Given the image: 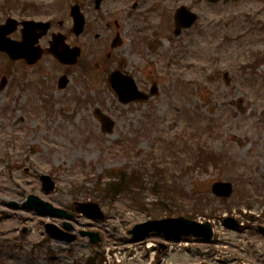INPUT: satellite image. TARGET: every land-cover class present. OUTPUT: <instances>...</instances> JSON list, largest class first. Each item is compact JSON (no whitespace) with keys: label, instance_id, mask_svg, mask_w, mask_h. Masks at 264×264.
<instances>
[{"label":"rangeland","instance_id":"obj_1","mask_svg":"<svg viewBox=\"0 0 264 264\" xmlns=\"http://www.w3.org/2000/svg\"><path fill=\"white\" fill-rule=\"evenodd\" d=\"M9 1V6H4L5 0H0V8L6 9V13L0 11V24L12 17L55 20L56 30L60 20L64 30L71 26L68 11L73 0ZM79 1L86 2L89 21L94 15L93 4ZM133 1L106 0L100 10L107 22L117 20L125 27V42L113 52L114 66L125 63V70L146 94L153 84L157 86V94L145 102L122 105L105 74L89 67L88 62H97L109 51V47L94 48L90 34L79 38L67 35L68 43L81 48V57L68 72L70 83L62 91L57 89L55 77L64 68L53 58L45 56L33 66H23L0 53V79L7 78L6 87L0 90V264H85L93 251L127 243L128 231L135 224L149 215L164 218L165 210L180 208L191 214V219L204 221L208 212L206 216L196 214L189 200L194 192L210 198L207 193L217 181L230 182L234 191L225 202L212 199L217 214L210 220L215 222V241L190 240L186 251L171 255L168 262L264 264V237L251 231L234 233L220 220L228 216V209L231 216L243 220L238 212L247 206L253 214H264V64L248 69L231 61L241 54L248 56L250 51L264 53V0L220 2L213 9L203 0H146L137 18L126 19L124 12ZM179 5L197 13L199 20L173 39L171 14ZM159 21L170 29L162 32ZM250 21L261 30L243 37ZM225 22L229 23L226 28ZM90 28L101 31L92 20ZM102 28L107 35L113 32V27ZM10 38L19 40V31ZM146 42L157 44L156 53ZM42 45L47 46L46 40ZM240 49L247 51L241 53ZM180 51H185V59L169 66ZM228 51L234 54L228 55ZM83 67L87 70L81 73ZM224 72H228L229 84L223 80ZM94 109L114 122L112 134L102 133ZM199 150L223 159L197 165ZM25 167L32 175L23 172ZM134 173L143 188L139 193L142 203L154 207L149 211L134 206L129 195L106 199L100 193L117 182L120 174L132 177ZM42 174L55 182L51 193L41 190ZM133 192L138 193L134 186ZM29 194L72 212L76 233L100 231L102 240L91 244L77 236L76 242L64 245L49 239L44 224L61 226L63 220L23 207ZM88 200L101 206L104 221L88 220L73 212V203ZM120 259L122 264L146 263Z\"/></svg>","mask_w":264,"mask_h":264},{"label":"water","instance_id":"obj_2","mask_svg":"<svg viewBox=\"0 0 264 264\" xmlns=\"http://www.w3.org/2000/svg\"><path fill=\"white\" fill-rule=\"evenodd\" d=\"M209 2H216L218 0H208ZM71 16L74 19V31L79 33L84 25V21L82 16L78 13L76 7L71 9ZM196 20V15L190 13V11L185 8H180L176 11L175 14V25H176V35L179 33L181 28H189L192 26L194 21ZM13 21H8L4 26L0 27V50L6 51L12 59L24 58L28 63H34L37 58L40 56V52L38 48H34L33 45L37 41V36L33 34V25L31 22H27L24 24L23 29V41L21 43H13L5 39V36L9 34L14 29ZM37 27H40L45 32L48 24H36ZM54 46V55L58 58L62 63L72 64L75 63L76 57L78 55V49H73L71 52L65 48L64 45H61V40L58 41ZM226 76V74H225ZM115 84L116 82L113 81ZM60 87L64 86V79L59 82ZM118 84V83H117ZM127 84V82L123 83ZM129 84V82H128ZM121 90V89H120ZM119 91V90H118ZM122 92V91H119ZM133 97V96H132ZM140 98V96H136L135 98H130L129 100H123V103L131 101L132 99ZM144 99V98H142ZM100 121L102 123V129L104 132L110 134L112 132L113 123L103 115H100ZM43 187L45 191H49L52 189V183L50 178L47 176L42 177ZM212 192L216 196L220 197H228L231 194V186L230 184L223 183H215L212 186ZM27 206L35 208L42 214L48 215H57L59 217L69 218L66 212L58 209H54L51 205L45 204L42 201L38 200L34 197H29L26 203ZM76 210L81 211L84 215L89 218L102 220L104 218L102 212L100 211L97 204L94 203H83L78 204ZM63 227L65 230H71L72 227L68 223H64ZM47 233L54 239L64 241L66 243L72 242L75 237L70 235L54 225H46ZM150 231H156L158 233H162L169 238H179L181 236H190L193 235L195 237H202L204 239H209L211 236V231L209 225L199 224L196 222H191L182 218L176 219H164L161 221H149L147 223L137 225L130 232L134 238H140L146 235ZM81 235L88 236L92 242L98 241L97 234L95 233H85L82 232Z\"/></svg>","mask_w":264,"mask_h":264},{"label":"flooded vegetation","instance_id":"obj_3","mask_svg":"<svg viewBox=\"0 0 264 264\" xmlns=\"http://www.w3.org/2000/svg\"><path fill=\"white\" fill-rule=\"evenodd\" d=\"M119 1H122V0H119ZM94 0H89L88 1V4L90 5V3H93ZM86 2H83V1H79V0H74L73 1V4H78L81 6V9L84 8V5H85ZM134 11H129L127 10V13H125V17L126 19L129 18V17H137L138 16V8H139V5L142 6L143 5V0H135L134 1ZM133 10V9H132ZM85 11V10H84ZM85 13H87V11H85ZM93 20V23L96 25V26H100L101 24H103V20H104V16L103 14H101L100 12H94V15L92 17ZM51 23V26H50V30H49V33L42 37L40 40H39V43L40 45L42 44V42L44 40H46V43H48V39L51 38L54 34L58 33L57 31H54L53 30V27H54V22L50 21ZM125 24V22H124ZM59 27H62L64 24L63 22L59 23L58 24ZM105 25L107 27H110V24L109 23H105ZM87 26V25H86ZM113 26H114V29H113V32L112 34L110 35H107L105 33V31H101L100 33H95L93 32L91 35H93V40L97 43H94L96 44V47L98 49H102V50H105L106 48L109 49L108 52L105 53V58L104 59H100L99 61L91 64L93 70L95 71H98L100 72L101 74H105L106 76H108V73L111 71V70H114L116 68H119L120 67V63L119 65L114 66L115 62H116V56L113 55V52L118 50L119 48L122 47L123 43H124V36H125V27L123 26L122 23L118 22V21H114L113 22ZM62 32V31H61ZM84 34V33H83ZM82 34V35H83ZM81 35V36H82ZM118 36L119 38V42H118V46L115 47V48H111V45H112V39L114 37ZM45 56H48L47 54H45L43 57ZM121 65H125V63L121 62ZM122 68V67H121ZM124 69V68H123ZM124 71V70H123ZM63 75H66L68 76V71L67 70H64L62 72ZM56 81H57V78L55 77Z\"/></svg>","mask_w":264,"mask_h":264},{"label":"trees","instance_id":"obj_4","mask_svg":"<svg viewBox=\"0 0 264 264\" xmlns=\"http://www.w3.org/2000/svg\"><path fill=\"white\" fill-rule=\"evenodd\" d=\"M195 158H198L199 160L201 159V156H196ZM137 179H124V176H119V180L117 182H113L111 184H109V188L105 189L102 194L104 196H114L116 193H122V192H126L129 196H130V199L131 200H139V193H140V190H141V187H140V183L139 182H136ZM135 182V183H134ZM132 183H134L132 185ZM132 185V186H131ZM133 186L135 187V189L138 190V193L137 195H133V193L131 192L130 188L133 189ZM134 194H136L134 192ZM142 203L140 202V204H137L139 207L143 208L144 206L141 205ZM202 210H205L206 209V205L205 204H202ZM171 213V212H169Z\"/></svg>","mask_w":264,"mask_h":264}]
</instances>
